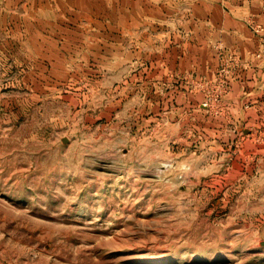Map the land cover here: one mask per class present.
<instances>
[{
	"label": "rangeland",
	"instance_id": "374dc122",
	"mask_svg": "<svg viewBox=\"0 0 264 264\" xmlns=\"http://www.w3.org/2000/svg\"><path fill=\"white\" fill-rule=\"evenodd\" d=\"M0 264H264V0H0Z\"/></svg>",
	"mask_w": 264,
	"mask_h": 264
}]
</instances>
